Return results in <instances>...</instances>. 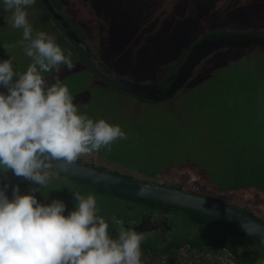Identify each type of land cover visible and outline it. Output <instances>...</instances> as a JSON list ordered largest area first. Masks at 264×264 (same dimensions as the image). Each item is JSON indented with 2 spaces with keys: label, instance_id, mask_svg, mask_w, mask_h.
<instances>
[{
  "label": "rangeland",
  "instance_id": "374dc122",
  "mask_svg": "<svg viewBox=\"0 0 264 264\" xmlns=\"http://www.w3.org/2000/svg\"><path fill=\"white\" fill-rule=\"evenodd\" d=\"M58 2L70 23L83 29L84 40L97 60L118 77L142 84L161 79L191 41L209 30L264 32V0ZM27 11L33 30L54 35L61 46V37L49 24L36 23L41 16L36 3ZM10 16L0 9V60L11 57L14 70L23 72L31 59L19 46L22 30L10 26ZM63 49L72 52L75 67L69 71L60 65L59 72L44 73L45 78L51 83L58 77L68 86L79 111L94 120L119 124L127 134V139L114 142L111 151L101 148L76 161L136 181L208 196L264 222L262 197L250 196L255 185L245 183L243 194L240 189L228 192L226 183L223 186L226 179L236 176L238 170L249 169L259 157L253 143L248 145L245 138L251 132L261 138L254 132L264 126V54H250L240 61L236 53L214 52L196 67L193 78L172 100L148 103L119 95L98 79L89 81L91 77L82 72L81 60L69 44ZM0 91L6 89L0 87ZM186 167L193 177L180 173ZM0 175L8 177L3 172ZM49 182L70 194H94L103 214L114 213L127 220L139 219L149 211L140 203L100 193L56 172ZM210 186L220 189L215 192ZM172 217L176 227L178 218L187 221L190 214L179 211ZM237 249L241 255L250 253L264 259V246L251 239L244 238ZM230 259L225 252L193 253L182 248L178 253L179 264L226 263ZM141 260L142 264H162L164 257L141 255Z\"/></svg>",
  "mask_w": 264,
  "mask_h": 264
},
{
  "label": "clouds",
  "instance_id": "9594fccd",
  "mask_svg": "<svg viewBox=\"0 0 264 264\" xmlns=\"http://www.w3.org/2000/svg\"><path fill=\"white\" fill-rule=\"evenodd\" d=\"M36 2L0 0V9L11 13L10 26L22 30L18 43L31 59L23 72L14 70L11 57L0 60V87L6 89L0 91V171L38 185L25 194L14 185L11 198L8 185L0 187V264H142L140 246L148 234L116 220L118 234L111 237L94 194L71 192L75 207L67 215L62 200L45 204L33 194L81 155L111 151L127 139L119 124L79 111L58 77L51 83L45 78L60 65L69 71L75 65L54 35L33 30L27 9Z\"/></svg>",
  "mask_w": 264,
  "mask_h": 264
},
{
  "label": "trees",
  "instance_id": "16d2710c",
  "mask_svg": "<svg viewBox=\"0 0 264 264\" xmlns=\"http://www.w3.org/2000/svg\"><path fill=\"white\" fill-rule=\"evenodd\" d=\"M46 2L49 6L45 4L43 0H37L36 2V5L41 11V16L39 15L36 23L41 25L46 23L49 24L52 27V29L55 30V32L61 37L62 49L63 47L66 48V43L69 44V46L72 48V50L81 60V66L83 68L82 72L84 73L86 71L89 77H91L89 81H91L92 79L93 80L98 79L107 88H110L109 90L119 95L131 97L139 102H146V101H142L136 97L134 98L129 95L130 93L127 94V92H125L127 91L126 88L120 85L119 82L125 84H134L140 87L162 86L165 88L169 86L175 80L176 77H178L182 66L185 65V62L188 60V58H190V55L193 53V51L197 47L201 46L202 44L210 40L237 38V40L241 41L239 43H244V44L238 46H231V47H221L218 50H216V52L227 50L229 51L228 53H236L238 54L240 61L244 58L249 57L250 54H256V53L264 54V32L261 31L243 32L238 30L236 31V30H226V29H212L207 31L205 35L199 36L194 40H192L191 43L188 45V47H186V49L178 57L171 70L165 73L161 80H159L158 82L147 83V84L136 83L118 77L110 69L104 66L99 60H97V58L91 53L90 48L88 47V45L84 40L85 34L83 29L77 25L71 24L70 21L63 15L62 6L58 2V0H46ZM86 51L98 63L99 65L98 67L103 68L107 72V73L105 72L106 74H104L101 70L95 67V65L88 57ZM210 56L211 54L207 56L204 60L208 59ZM224 57L225 56H222V59H224ZM89 63L93 68L89 65ZM193 72L192 74H190L188 81L193 78ZM108 76L110 78L115 79L116 82L111 81L110 78H108ZM183 87H181L180 89H182ZM172 98L173 96L171 97L170 100H172ZM170 100H163L161 102L164 101L169 102ZM259 127L262 128L254 133L260 134L261 138L257 139L252 132L248 136V139L245 138L246 140L245 143H248V145H250V142L253 143L251 144V146L254 147V151L259 152V157L255 159L256 161L254 163L252 162V166L249 169L246 170L245 168H243L241 170H238L236 176L234 175L229 179H226L223 183V186L226 183L224 187L227 188L226 190L228 192L234 193L235 191L240 189L241 190L240 194H243L244 191L243 188L245 187V183L255 185V188L251 189L250 196L255 197L260 195L262 197L261 203H263L264 202V126H259ZM0 172H3L8 175V177L0 175V187H3L4 184L8 185V188L5 191H6V195H8L9 198H11L12 186L14 185L18 186L20 194H25L29 192L31 188L38 187V185L34 184L30 180H27L20 176H15L10 169L3 170ZM180 173H186L192 176L191 174L192 171L189 167L181 169ZM202 180H201V184H204L205 179ZM233 182H236L235 186ZM78 184L86 187H90L81 183ZM90 188L97 190L98 192L103 194L113 195L122 200H130L140 203L145 207H147L149 211H153L157 215H163V214L171 215L170 217L171 219H173L172 216H174V214L179 211L190 214V217L189 219H187V221L185 219L178 218V222L175 227L176 231L168 239L164 240L159 237L145 239L140 246L141 253L143 256L164 257V262L162 264H179L178 253L180 249L186 248L193 253L207 250V252H212V253L225 252L231 255L230 262L215 263V264H258V261L260 260L255 256L253 257L249 255L250 253L247 255H241L238 252L237 248L242 243L243 239L244 238L251 239V238L236 231L230 226L218 222L205 215L195 213L189 210L181 209L175 206L140 200L136 198H130L124 195L111 193L95 187H90ZM210 189H212L215 192L216 191L218 192V189L220 188L217 189L214 188L213 186H210ZM33 194L36 196L39 202L45 204L50 203L52 199L62 200L65 204V213H64L65 215H67L68 212L75 207V200L73 195L70 194V192H67L59 185H57L56 183L49 182L46 186H42L40 188V191L35 192ZM248 200H252V198H249ZM243 212L253 216V214L249 213L248 211H243ZM98 214L103 216L105 220L108 222L109 235L115 238L118 234V226L116 224V220H120L121 216L120 215L117 216L114 213L103 214L99 212ZM114 215L117 219H114ZM212 226H214L213 231L205 230L208 227H212ZM178 230L179 231L183 230V231L179 233ZM192 230H196V232H193ZM253 241L256 242L255 240Z\"/></svg>",
  "mask_w": 264,
  "mask_h": 264
},
{
  "label": "water",
  "instance_id": "95a60500",
  "mask_svg": "<svg viewBox=\"0 0 264 264\" xmlns=\"http://www.w3.org/2000/svg\"><path fill=\"white\" fill-rule=\"evenodd\" d=\"M43 1L47 4L46 0ZM239 42L241 41L237 40V38L215 39L197 47L190 55V58L185 62V65L182 66L178 77H176L175 80L165 88L162 86L140 87L134 84L120 82L119 84L126 88L127 91L125 92H127V94L130 93V96L148 103H158L163 100H170L171 97L186 84L190 74H192L193 70L200 62L204 61L207 56L216 52V50L221 47H231L244 44ZM86 53L95 67L106 74L107 72L103 68L98 67V63L91 57V55L87 51ZM89 65L91 66L90 63ZM108 78L110 77L108 76ZM110 80L116 82L113 78H110ZM55 172L74 182L90 187H95L130 198L175 206L205 215L230 226L264 246V240L261 239L260 235L261 233H264L263 221L214 198L194 194L179 188L136 181L121 175L103 171L95 166L83 164L78 161H75L66 170ZM145 217L150 219L147 223H149L150 228L154 229L155 232L166 235L174 234V222L165 214L155 216L153 214L149 215L144 213L137 226L133 227L135 230L140 226L145 225Z\"/></svg>",
  "mask_w": 264,
  "mask_h": 264
},
{
  "label": "flooded vegetation",
  "instance_id": "af4514ba",
  "mask_svg": "<svg viewBox=\"0 0 264 264\" xmlns=\"http://www.w3.org/2000/svg\"><path fill=\"white\" fill-rule=\"evenodd\" d=\"M161 79H159V80H161ZM159 80H157L156 82H158ZM147 214H149V215L153 214L155 216H160V215L155 214L153 211H148ZM121 220H122V226L125 228H128V227L137 226V224L141 220V217L139 219H127V220L121 219ZM149 220L150 219L148 217H145V222H144L145 225H142L137 229V231H143L144 233L148 234L146 239L159 237V238L166 240L171 236V235L159 234V233L155 232L154 229L150 228L149 223H147V222H149ZM133 221L135 222L134 224L132 223Z\"/></svg>",
  "mask_w": 264,
  "mask_h": 264
},
{
  "label": "bare ground",
  "instance_id": "6f19581e",
  "mask_svg": "<svg viewBox=\"0 0 264 264\" xmlns=\"http://www.w3.org/2000/svg\"><path fill=\"white\" fill-rule=\"evenodd\" d=\"M214 31V30H213ZM180 40V39H179ZM185 40V39H184Z\"/></svg>",
  "mask_w": 264,
  "mask_h": 264
}]
</instances>
